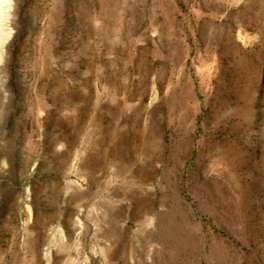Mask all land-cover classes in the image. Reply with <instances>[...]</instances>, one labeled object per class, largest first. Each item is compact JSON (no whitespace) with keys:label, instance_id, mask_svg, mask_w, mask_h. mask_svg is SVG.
<instances>
[{"label":"rangeland","instance_id":"1","mask_svg":"<svg viewBox=\"0 0 264 264\" xmlns=\"http://www.w3.org/2000/svg\"><path fill=\"white\" fill-rule=\"evenodd\" d=\"M14 2L0 264H264V0Z\"/></svg>","mask_w":264,"mask_h":264},{"label":"bare ground","instance_id":"2","mask_svg":"<svg viewBox=\"0 0 264 264\" xmlns=\"http://www.w3.org/2000/svg\"><path fill=\"white\" fill-rule=\"evenodd\" d=\"M14 10V0H0V65L5 62L7 48L13 35L11 26ZM45 256L50 259V251Z\"/></svg>","mask_w":264,"mask_h":264}]
</instances>
